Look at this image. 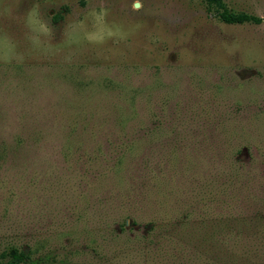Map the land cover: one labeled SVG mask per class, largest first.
<instances>
[{
    "label": "rangeland",
    "instance_id": "1",
    "mask_svg": "<svg viewBox=\"0 0 264 264\" xmlns=\"http://www.w3.org/2000/svg\"><path fill=\"white\" fill-rule=\"evenodd\" d=\"M99 7L127 39H84ZM256 215L264 23L204 0H0V264H264V232L210 247L193 226Z\"/></svg>",
    "mask_w": 264,
    "mask_h": 264
},
{
    "label": "trees",
    "instance_id": "2",
    "mask_svg": "<svg viewBox=\"0 0 264 264\" xmlns=\"http://www.w3.org/2000/svg\"><path fill=\"white\" fill-rule=\"evenodd\" d=\"M204 1L208 5V7H214L215 13H217L218 18L224 23L227 24H240L244 22H252L254 24L264 23V17L246 14L244 12H237V13L231 12L226 8L222 0H204ZM234 221L236 222L237 227L242 226L244 228L223 227L220 224H218L217 226H213V224L205 223L203 220H201V223H204L202 227L198 225H193V226H197L199 228L198 231H202V236H199V240H204V241L206 239L211 240V243L209 244L210 247L213 243L219 241L220 229L229 228L233 230L234 232L230 231L233 234L232 237L240 236L241 234H246V233H251L255 235L264 232V216L262 215H256L254 220L245 219V218H240V219L235 218ZM177 224H179V222L176 221L173 224V226L177 227ZM8 255L10 256V260H9L10 264H17L21 259V253L17 252V250H14L13 255H10L9 253ZM233 259H236V256H234Z\"/></svg>",
    "mask_w": 264,
    "mask_h": 264
},
{
    "label": "clouds",
    "instance_id": "3",
    "mask_svg": "<svg viewBox=\"0 0 264 264\" xmlns=\"http://www.w3.org/2000/svg\"><path fill=\"white\" fill-rule=\"evenodd\" d=\"M107 9L104 7H99L96 9H91L88 12V15L92 18V24L95 31L88 32L84 31L83 36L84 39L88 43H104L106 39L116 38L117 40H125L127 39L129 32L122 30L119 26H109L106 22ZM37 15L36 7L33 6L27 12V24L30 28H32L33 24H38L37 28H33V31L43 33L44 35H54L51 29L42 22H37L35 17ZM80 27L83 29L85 26L83 22H80ZM31 42L33 44L39 43V37L37 35H33L31 38ZM6 62L9 57L5 54L2 57ZM22 59V57H21Z\"/></svg>",
    "mask_w": 264,
    "mask_h": 264
}]
</instances>
